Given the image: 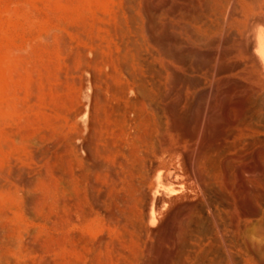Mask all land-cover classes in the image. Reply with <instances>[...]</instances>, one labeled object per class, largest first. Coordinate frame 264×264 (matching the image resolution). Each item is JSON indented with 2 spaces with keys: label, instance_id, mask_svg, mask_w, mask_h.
<instances>
[{
  "label": "bare ground",
  "instance_id": "bare-ground-1",
  "mask_svg": "<svg viewBox=\"0 0 264 264\" xmlns=\"http://www.w3.org/2000/svg\"><path fill=\"white\" fill-rule=\"evenodd\" d=\"M58 4L57 97L46 127L23 138L41 166L0 153L14 224L0 225V248L40 253L35 264H148L161 240L159 264L261 255L264 0ZM208 41L206 61L186 49Z\"/></svg>",
  "mask_w": 264,
  "mask_h": 264
},
{
  "label": "rangeland",
  "instance_id": "rangeland-1",
  "mask_svg": "<svg viewBox=\"0 0 264 264\" xmlns=\"http://www.w3.org/2000/svg\"><path fill=\"white\" fill-rule=\"evenodd\" d=\"M59 18H62V12L58 0H0V109L2 108L0 110V153H20L21 157L29 159L25 162L28 168L39 167L41 164L27 156L32 152L23 138L38 133L46 127L47 115L53 112L52 100L57 97V73L66 54L62 51L63 47L59 41L60 36H64L62 33H65V27L63 29L60 26L62 19ZM55 30L59 31L58 36ZM186 36L190 38L187 32ZM212 45L211 41H208L206 46L189 43L186 49L193 50L192 54L198 59L208 60L206 57L214 50ZM59 53L62 54L59 55ZM207 70L209 69L206 68L205 71ZM50 143H54V139L46 140L44 145H50ZM253 206L256 207L254 204ZM12 212V209L0 203L1 220L6 219L7 216L11 217ZM255 218L257 217L252 218V222L254 221L252 228L253 232L255 229L254 234H257V228L262 231L264 229V216L260 221L261 224L255 221L257 220ZM256 222H259V225ZM0 225H3L6 230H12L14 226L11 222L4 220L0 222ZM23 225L26 226H23L25 235L31 233L34 227L31 234L36 236L40 222L26 217L23 219ZM262 234L264 239V232ZM255 238L257 240V236ZM162 241L158 242L157 248L153 246L156 248L152 250L153 253L148 254L150 260L148 264H159L163 245L166 244ZM4 250L0 248V258L2 259V254L5 255L2 261L8 260L9 264H25V262L35 264L34 262H38L41 258L40 253L28 254L13 250L11 254H8ZM259 254L261 255L251 252L249 264H264V251Z\"/></svg>",
  "mask_w": 264,
  "mask_h": 264
}]
</instances>
